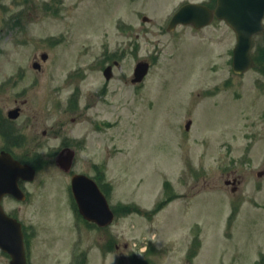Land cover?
<instances>
[{"label":"rangeland","instance_id":"rangeland-1","mask_svg":"<svg viewBox=\"0 0 264 264\" xmlns=\"http://www.w3.org/2000/svg\"><path fill=\"white\" fill-rule=\"evenodd\" d=\"M184 1L198 0H0V66L46 53L38 94L63 112L22 208L29 264H264V36L255 40L260 71L236 75L225 23L166 30ZM142 60L149 73L131 84ZM66 143L69 174L54 164ZM72 173L102 185L116 214L109 227L78 215Z\"/></svg>","mask_w":264,"mask_h":264},{"label":"flooded vegetation","instance_id":"flooded-vegetation-1","mask_svg":"<svg viewBox=\"0 0 264 264\" xmlns=\"http://www.w3.org/2000/svg\"><path fill=\"white\" fill-rule=\"evenodd\" d=\"M188 2L196 1L186 3ZM198 3L213 10L217 0H201ZM46 62L33 59L26 62V70H23L22 66H15L9 70L12 72L9 74L0 66V163L1 160L8 163L12 159L20 164H27L35 170L36 176L41 173L39 165L46 162L44 156H49L44 150L45 140L58 139L63 129L61 109L56 106L47 109L46 98L42 100L38 94L42 84L48 81L49 70L44 64ZM53 117L54 120L48 122L49 118ZM24 145L29 150L33 149L29 156L19 150ZM65 146L67 143L62 145V148ZM231 180L228 184L234 186L239 183L235 177ZM33 182L18 181V187L24 194L22 201L8 194L0 196V206L4 212L20 221L23 230L25 223L22 208L32 202L30 185ZM24 241L29 255L30 244L25 230Z\"/></svg>","mask_w":264,"mask_h":264},{"label":"water","instance_id":"water-1","mask_svg":"<svg viewBox=\"0 0 264 264\" xmlns=\"http://www.w3.org/2000/svg\"><path fill=\"white\" fill-rule=\"evenodd\" d=\"M236 0H218V6L212 13L220 19H224L236 33V45L233 49L232 69L234 73L240 74L252 65L249 56L251 47V37L262 30L261 18L264 12V0H239L247 10L238 11L235 8ZM234 5V7H233ZM255 10L252 12L251 8ZM255 12V13H254ZM212 14L204 8L196 5L183 6L173 17L169 28H173L178 23H192L195 28H199L211 18ZM199 21H206L204 23ZM110 67L106 68L104 75L109 78ZM148 71V63L138 62L134 68L132 82H140ZM189 122L186 129L189 128ZM73 153L70 150L65 152L62 160L59 158L57 165L63 171H69ZM11 185H4L3 173L0 177V190L17 194L15 181L18 177L26 180L33 178V172L26 167L18 166L14 163ZM71 188L74 199L77 203L79 213L84 219L96 223L98 226L108 225L113 214L109 210L103 195L98 190L96 184L83 175H73L71 178ZM0 248L9 254V264H26L23 246V236L20 224L15 220L8 219L0 209Z\"/></svg>","mask_w":264,"mask_h":264}]
</instances>
